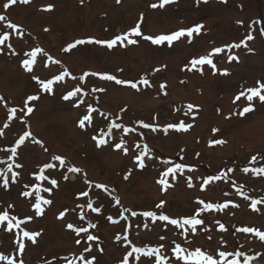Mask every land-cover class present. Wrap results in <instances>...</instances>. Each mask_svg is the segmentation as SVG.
<instances>
[{
    "label": "rangeland",
    "instance_id": "rangeland-1",
    "mask_svg": "<svg viewBox=\"0 0 264 264\" xmlns=\"http://www.w3.org/2000/svg\"><path fill=\"white\" fill-rule=\"evenodd\" d=\"M159 2L31 0L5 10L7 0H0V15L6 17L0 21V36L9 35V40L0 45V172L9 179L5 189L0 178V213L7 211L21 220L32 217L12 232L0 227V256L7 258L0 264H7V260L14 264H88L93 258L95 264H122L134 247L147 251L161 245L159 255L166 264H183L176 259L177 244L188 251L199 248L215 258L218 251L241 253L228 259L238 258L240 264L253 260L264 264V241L236 231L240 227L264 231V174L252 171L264 168V103L254 98V111L240 116L249 102L243 96L233 102L243 89L264 82V43L255 40L252 46L250 40L247 47L213 55L218 70L215 74L208 65L188 70L192 59L240 43L247 36L236 25L232 7L221 0H176L163 9L151 7ZM49 5L52 10L44 11ZM253 16L251 12L247 17ZM141 17L142 33L153 37L200 24L203 28L199 35L193 34L191 43L183 37L171 47L167 42L153 45L142 37H132L137 44L120 46L118 42L109 49L85 43L64 51L77 40H111L135 27ZM10 24L17 28H10ZM36 48L42 51L36 56L33 71L26 72L22 60L30 59L25 53ZM230 55L238 56L239 61L229 62ZM225 70L228 75L221 74ZM64 71L69 75L53 84L51 93L43 91L33 79L39 77L46 82ZM104 74L129 83L101 79ZM141 79H147L150 86L140 83ZM131 83H136L137 89ZM75 88L89 102L76 95L63 99ZM31 95L39 99L29 103L34 110L27 114L24 102ZM189 104L193 109L188 110ZM12 109H16L15 115ZM86 114L92 124L88 126L86 121L81 129L79 121ZM141 122L151 127L143 128ZM181 122L191 127L187 131L169 127ZM113 123L119 127L111 128V135L104 138H117L97 147L92 137L108 132ZM25 133L31 135L13 156L10 150ZM218 139L225 143H212ZM121 141L123 147L117 149L115 145ZM56 156L64 163L54 159ZM137 156L143 157V169L137 166ZM253 156L257 160L249 163ZM16 164L22 167L16 168ZM48 164L54 167L46 168ZM177 164L181 168L169 174L166 180L170 186L165 189L157 181ZM9 165L19 174L15 183ZM71 167L80 171L70 172ZM221 173L220 180L204 185L205 179ZM51 180L57 184L53 186ZM97 184L103 187L97 188ZM34 189H39L42 199L52 201L42 205L41 216H36L33 209L37 195ZM25 191L31 195L22 196ZM84 192L88 195H82ZM198 200L229 206L202 212L198 218L203 223L195 235L167 222L153 223L142 215L153 211L174 219L191 217L202 207ZM254 200L262 201L255 211L251 207ZM89 201L100 211L93 212ZM161 201L164 206L158 209ZM61 212L65 216L58 219ZM68 223L88 231L77 236L66 227ZM220 224L227 230L221 231ZM23 231L40 233L36 243L24 238ZM88 235L98 239L89 241ZM78 239L80 244L76 243ZM21 242L25 244L23 253L19 251ZM136 256L133 253L129 257V264H158L155 255L140 256L139 261Z\"/></svg>",
    "mask_w": 264,
    "mask_h": 264
},
{
    "label": "snow or ice",
    "instance_id": "snow-or-ice-1",
    "mask_svg": "<svg viewBox=\"0 0 264 264\" xmlns=\"http://www.w3.org/2000/svg\"><path fill=\"white\" fill-rule=\"evenodd\" d=\"M31 2V0H7V3H5L3 5L4 9L7 10L8 8L12 7L13 5H16L17 3L20 4H24L27 5ZM81 2L83 3V0H81ZM117 3H120L121 0H116ZM176 0H160L159 3H153L151 4V7L153 9L155 8H161L163 9L166 5L175 3ZM200 2V0H198V3ZM203 2L207 3V0H203ZM221 2L223 3H227V0H221ZM53 8L52 5L47 6V8L44 9V11H51ZM6 17L3 15H0V21L5 20ZM143 18L141 17V21L138 22L135 27L131 28L128 32L121 34V35H117L116 37H114L111 40L108 41H103V40H77L75 43L70 44L66 49H64V51H69L73 48H75L77 45H82L85 43L91 44V43H96V44H100V45H106L107 48L112 49L114 46H117L118 42L120 44V46H127V45H135L138 43L137 39H133L132 37H142L143 40L145 41H150L153 45H164L165 42H167V45L169 47H171L173 45L174 42L179 41L181 38L183 37H188V42L191 43V38L193 37V34H197L199 35L201 33V30L203 28V25H197L195 27L186 29V30H178L175 31L171 34H161V35H157L155 37L150 36V35H144L142 33L141 30V23H142ZM10 28H17L16 25H9ZM18 30V29H17ZM48 29H45V31H47ZM254 39V37L249 34L246 39L244 41H241L240 43L237 44H232L230 46H225V48H216L213 50L212 53H210L208 56H204L198 59H192L190 61L191 64V68L188 70H193L196 68L197 65H208L211 66L214 70V74L216 71H218L216 69V65L213 62L212 56L215 54H220L222 52L225 51V49H227L229 52H231V50L233 48L239 49L240 47H247V41H250ZM9 40V35L5 34L3 36H0V45H4L6 41ZM126 42V45H125ZM9 47H11L9 45ZM42 51V49L40 48H36L34 51H31L29 53H25L26 56H30V59H23L22 60V64L21 66L24 68V70L26 72H32L33 71V65L35 63L36 60V56L38 53H40ZM15 54V53H14ZM229 62H231L232 60H236L237 62L239 61V57L235 56V55H230L228 57ZM54 63H58L57 61H54ZM47 66V65H45ZM156 71H159V69H156ZM222 75H228L229 73L225 70L221 73ZM69 73L67 71H64L63 75H58L56 77H54L53 79L42 81L39 79V77H33V79L36 81V83L38 85L41 86V89L43 91H46L48 93L52 92V86L53 84H55L58 81H62L64 79L65 76H68ZM85 75H100V74H95V73H86ZM101 79L107 80V81H115V83L117 84H125V83H129L126 81H122L120 79H117L115 76L113 75H108V74H104L100 76ZM81 79L83 80V77H81ZM140 83L144 84V85H149V81L147 79H141ZM133 89H137V84L136 83H131L130 85ZM150 86V85H149ZM165 87V85H161V88L163 89ZM81 90L79 88H77L75 91H70L68 92L66 95L63 96L64 100H70L72 97H74L76 95V93L80 92ZM94 91H104V89H94ZM264 82H260L257 81V86L256 87H252V88H247V89H243L236 97L235 100L233 101L235 103V101L240 100L241 97H246L247 101L249 102V105L247 107H244L243 110L239 113L240 116L245 115L246 113H249L251 111H254V107L252 106L251 102L253 101L254 98H258L259 102L264 103ZM2 99V98H0ZM39 99L38 95H31L28 96L27 99L24 102V108L27 110V114H30L33 112V108L29 107V103L31 101H36ZM80 103H83V101H80ZM77 107L79 106V104L76 105ZM193 105L189 104L187 106L188 110L193 109ZM13 115H15L16 113V109H12L11 110ZM23 111V109L21 110ZM91 111H93V109H91V107H89V113H91ZM87 121L88 126H91L92 124V119L91 116L89 114H86L83 116V118L79 121V127L81 129H84L86 127L85 122ZM141 126L143 128H149L151 127L149 124L146 123H142L141 122ZM5 127H7V125H5ZM113 127H119V125L113 123L108 132H103L101 131L100 133H98V135L93 136V140L96 141L97 147H101L107 144V140L104 138L105 136H110L111 135V128ZM169 127H174L177 131H187L188 128L191 127V125H185L183 122H181L179 125H169ZM126 132L128 131H132V129H125ZM218 131L214 129V132ZM0 135H3V132H0ZM30 133H25L24 137H21L18 142H17V146L13 147L10 151L12 153L13 156L16 155L17 153V148L20 145H23L25 142V137L30 136ZM39 143V141H38ZM214 144H223L225 143V141L223 140H216L214 142H212ZM115 147L117 149H120L123 147V141H121V143L115 145ZM125 154H127V149H125ZM54 159L59 160L61 164L64 163V160L62 157L56 156L54 157ZM257 160L256 156H253L250 160L249 163H254ZM136 163L137 166L140 169H143L145 167L144 162H143V157L142 156H137L136 157ZM16 168H20L22 167V165L20 164H16L15 165ZM46 168H51L54 167V165L52 164H48L45 165ZM181 168V165L177 164L174 167H169L163 174H162V178L160 180H158L157 182L161 185H163L165 187V189L167 187H169L170 185L167 183L166 178L169 176V174H175L177 172L178 169ZM70 172H79L80 169H77L75 167H71L68 169ZM8 171L12 172V166L9 165L8 167ZM229 171H232V169H229ZM245 172L249 171L248 168L244 169ZM252 171L256 174H264V168H258V169H252ZM130 174V173H129ZM19 174L16 172H12V183L16 182V176H18ZM223 176V173H221L220 175H217L215 177H208L207 179L204 180V185H208L211 182H213L214 180H220ZM0 178H2V186L7 189L9 186V179L6 173L0 172ZM46 177L43 176H38L37 179H45ZM67 177H65L66 179ZM175 178V176L173 175V179ZM125 179H128V176H125ZM51 184L53 186H55L57 184L56 180H51L50 181ZM189 187H192L191 181L189 180ZM27 187V185L25 186ZM97 188L103 187L102 185L97 184L96 185ZM35 192H37V195L35 197V204L33 205V209L34 212L36 214V216H41L44 212V208L42 207V205H50L52 203L51 200L48 199H42L38 192L39 189H34ZM45 191H50V189H45ZM31 195L30 192H23L22 196L24 197H29ZM82 195L87 196L88 193L84 192L82 193ZM247 199V197L245 198ZM118 202V201H117ZM164 201H161L159 204H157V208L158 209H162L164 206ZM198 204L202 205L201 208L197 209L194 213V215H192L191 217H186V218H182V219H174V218H170L168 215L164 214L163 212H161L159 215H157V213L153 212V211H144L142 213V215L146 218H150L152 220L153 223H155L156 221H163V222H167L170 225H173L179 229H182L185 233H191L193 235L196 234L197 232V227L199 225H201L203 223V220L198 218L201 216V213L204 211H221L225 208H227L229 205L228 203H221V204H212V203H205L202 200H198L197 201ZM262 203V201L260 200H254L252 202V209L255 211L257 210V205ZM89 208H91V210L93 212H99L100 209L98 208H94L92 207V202L89 201L88 204ZM233 207H238V205L233 204ZM10 208H12V205H9ZM133 215H136V213H133ZM65 216V212H61L60 215L58 216V219H63ZM32 219V217H27L23 220L18 219L16 216H10L9 213L7 211L0 213V227H5V229L8 232H12L13 228H19V226L23 223H26L28 221H30ZM81 219H83V216H81ZM109 219L111 220V217H109ZM13 221H15V224L13 223ZM66 227L68 229H71L73 232L76 233L77 236L80 235L81 232H87L88 229L87 228H75L73 226V224L68 223L66 225ZM92 228H95L96 225L92 224L91 225ZM220 230L221 231H226L227 229H225L223 224H220ZM237 232L240 233H245V234H253L254 236H256L257 238H259L261 241H264V231H260L257 230L255 228H251V227H240V228H236ZM40 235V233H29L28 231H23V237L27 238L29 241H31L32 243H36V237H38ZM98 239L97 237L93 236V235H88L87 236V240L91 241V240H96ZM117 240L120 239L119 236H117L116 238ZM124 239H127V237H124ZM210 239V237H209ZM77 244H80L81 241L78 239L76 241ZM163 247V245H161L160 247H155V248H149L147 251H145L142 248H138V247H134L132 248V250L130 252L127 253V255L124 257L122 264H129V257L133 256V253H136V259L137 261H139L140 256H147V257H152L153 255L156 256V260L158 262V264H166V262L164 261V259L159 255L161 248ZM25 248V244L23 242H21L19 244V251L21 253H23ZM86 251H91L90 247H86ZM175 255H176V259L178 261H182L183 264H240L239 259H231L229 260L228 257L235 255L236 257H239L240 255H242L241 253H228L226 251H218L217 252V257L215 258L213 255L197 248L194 251H188L186 248L181 247L179 244H177L175 246L174 249ZM7 259L4 256H0V260H5ZM81 259H84L83 257H81ZM246 261L249 258H245ZM7 264H14V262L12 260H7ZM88 264H95V258H93L92 260L88 261Z\"/></svg>",
    "mask_w": 264,
    "mask_h": 264
},
{
    "label": "flooded vegetation",
    "instance_id": "flooded-vegetation-1",
    "mask_svg": "<svg viewBox=\"0 0 264 264\" xmlns=\"http://www.w3.org/2000/svg\"><path fill=\"white\" fill-rule=\"evenodd\" d=\"M227 4L236 14V25L242 29L244 35L251 34L254 37L252 46L257 41L262 40L264 43V0H227ZM251 12L254 16L248 19Z\"/></svg>",
    "mask_w": 264,
    "mask_h": 264
}]
</instances>
